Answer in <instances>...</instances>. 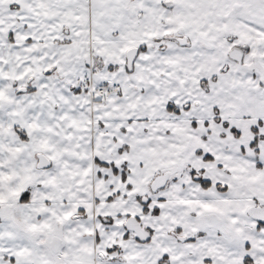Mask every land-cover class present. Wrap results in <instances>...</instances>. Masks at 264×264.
Returning <instances> with one entry per match:
<instances>
[{"label": "snow or ice", "instance_id": "6c2138e0", "mask_svg": "<svg viewBox=\"0 0 264 264\" xmlns=\"http://www.w3.org/2000/svg\"><path fill=\"white\" fill-rule=\"evenodd\" d=\"M0 264H264V0H0Z\"/></svg>", "mask_w": 264, "mask_h": 264}]
</instances>
